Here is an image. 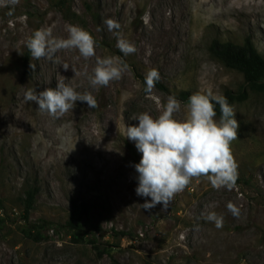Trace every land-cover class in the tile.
Listing matches in <instances>:
<instances>
[{"label":"rangeland","instance_id":"obj_1","mask_svg":"<svg viewBox=\"0 0 264 264\" xmlns=\"http://www.w3.org/2000/svg\"><path fill=\"white\" fill-rule=\"evenodd\" d=\"M109 19L120 27L109 31ZM67 25L93 36L95 56L62 50L60 64L32 58L25 64L24 41L35 30L51 28L66 38ZM118 37L137 51L124 55ZM247 39L264 57V0H0V264H264V90L250 89L210 52L215 40L241 45ZM96 57L127 65L119 80L98 90L88 80ZM151 69L159 79L149 96ZM59 79L90 92L98 106L77 101L52 117L24 100L28 89L38 94ZM209 90L243 92L233 105L239 123L231 143L234 187L215 189L207 178H193L166 209L145 210L150 198L135 192L134 165L142 154L125 127L137 125L131 117L141 112L157 117L158 104L170 96L181 102L174 117L183 120L182 94ZM34 187L27 222L24 200ZM83 203L91 212L78 242L67 223ZM209 212L223 217L221 228L206 219ZM34 224L44 227L40 242L26 234Z\"/></svg>","mask_w":264,"mask_h":264},{"label":"clouds","instance_id":"obj_2","mask_svg":"<svg viewBox=\"0 0 264 264\" xmlns=\"http://www.w3.org/2000/svg\"><path fill=\"white\" fill-rule=\"evenodd\" d=\"M16 4L19 0H8ZM109 31L120 26L114 20H106ZM67 37H57L51 28L35 30L24 45L34 60L46 59L60 64L57 53L62 50H78L80 56L89 59L95 56L96 42L93 36L76 25H67ZM117 47L124 55L137 51L135 45L126 39H117ZM65 70L67 63L61 64ZM32 69L36 66L30 65ZM127 65L117 62L114 57H96L92 74L88 76L90 86L95 89L107 87L110 82L119 80ZM75 72V69L72 68ZM66 79V78H65ZM159 72L151 69L145 77V92L151 96ZM26 102H36L38 111L52 117H60L68 113L77 101L84 102L89 108L98 106L94 95L90 92L80 93L64 79L57 80L55 88H46L37 94L28 89L24 94ZM219 105L220 117L217 120L216 105ZM181 102L175 97H168L167 103L158 104L159 115L153 117L148 112H141L131 118L137 125L125 127V137L135 142L137 150L142 154L140 162L135 164L138 173L136 195L150 198L143 203L149 210L157 205L164 209L174 197L185 190L193 178L205 177L215 189L231 190L237 179V163L231 151V143L238 139L239 123L235 119V110L223 95L206 94L191 95L186 104V118L178 120L174 114L179 112ZM227 208L233 215L238 209L231 202ZM206 219L213 221L217 228L223 226V217L209 212Z\"/></svg>","mask_w":264,"mask_h":264},{"label":"trees","instance_id":"obj_3","mask_svg":"<svg viewBox=\"0 0 264 264\" xmlns=\"http://www.w3.org/2000/svg\"><path fill=\"white\" fill-rule=\"evenodd\" d=\"M76 18L79 19L78 16ZM210 52L214 58L222 63L226 68L236 70L240 72L245 80L247 86L252 90H264V57L257 51L252 40L247 39L243 44L238 45L232 42H220L215 40L210 46ZM31 58V54L27 51L25 56V64ZM184 100L188 101L191 94L183 93ZM225 97L228 103L233 107L236 101L244 99L243 92L239 93V96H235L231 92H226ZM217 117H220L219 105H216ZM37 188H30L26 192V198L24 200V214L25 220L29 222L30 214L34 208L35 200L37 196ZM77 216L75 213L71 215L70 221L67 226L74 232L73 237L75 241L81 242L85 240L84 233L89 227V219L91 208L88 204L83 203L79 207H75ZM78 209V210H77ZM44 227L40 225L32 226L26 234L37 242L44 240L42 235ZM34 230V231H33ZM96 248V246H95ZM101 253V250H98ZM118 264V263H115Z\"/></svg>","mask_w":264,"mask_h":264}]
</instances>
